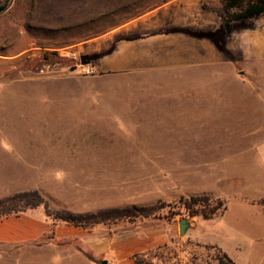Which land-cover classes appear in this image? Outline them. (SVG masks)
Segmentation results:
<instances>
[{"label":"rangeland","instance_id":"374dc122","mask_svg":"<svg viewBox=\"0 0 264 264\" xmlns=\"http://www.w3.org/2000/svg\"><path fill=\"white\" fill-rule=\"evenodd\" d=\"M168 1L128 0L120 9L108 0L62 4L65 12L73 4L84 31L97 35L118 17L129 20ZM207 3L212 13L225 15L222 0ZM34 10L35 3L31 12L30 4L19 0L0 14V91H8L0 94V139L17 148L27 138L46 140L57 144L52 147L61 144L62 150H48L45 160L40 156L29 169L14 173H32V186L44 190L41 194L53 211L156 208L149 218L90 228L113 233L133 225L164 223L173 242L148 258L140 257L144 264H221L217 257L222 253L198 239L219 246L238 264H264V242L240 240L231 232L235 225L245 231L243 221L254 213L233 201L246 188L247 174L263 173L257 147L264 142V66L236 65L237 76L225 74L221 82L205 87L184 83L181 75L104 73L97 63L112 53L115 43L92 53L90 59L78 47L45 51L31 46L28 24ZM238 25L257 31L264 27V15ZM77 30L83 29L74 26ZM227 38L222 41L225 49ZM7 54L12 57L6 59ZM219 88L231 97L215 104L213 97L206 98L204 110L214 108L222 118L209 120L202 128L182 129V116L158 123L127 120L126 111L136 108L159 111L160 118L161 112L203 110L197 102L189 104L198 99L184 98L183 89ZM11 162L25 163L15 158ZM183 183L190 192L178 196ZM205 188L212 193H195ZM205 194L225 201L227 211L223 217L200 221L195 230L198 239L189 230L181 236L180 221L192 218L180 208V198ZM35 210L45 214L44 207ZM72 251L74 241L0 249V264H55L60 253Z\"/></svg>","mask_w":264,"mask_h":264},{"label":"crops","instance_id":"0c3cea01","mask_svg":"<svg viewBox=\"0 0 264 264\" xmlns=\"http://www.w3.org/2000/svg\"><path fill=\"white\" fill-rule=\"evenodd\" d=\"M63 1L65 0H34L35 10L28 24L29 36L34 42H31V46L37 45V48L45 51H61L78 47V51L90 59L92 53L107 50L111 44L115 43L112 53L97 63L104 73L143 76L165 74L176 77L181 75L184 83H194L199 87H205L207 83L221 82L225 74L237 76L236 65L253 68L264 66V27L257 31L253 28L239 30L236 29L239 23H235L232 32L228 34L227 41L230 43L226 46L228 53H225L223 48L216 46L210 36H206L207 33L212 35L221 32L225 17L222 12L216 15L212 13V9L207 7L209 5L207 0H171L129 20L118 17L111 28L97 35L93 32L86 33L88 30L84 31L85 29L82 28L84 22H81L78 15H74L73 4L70 5L71 10L63 11ZM108 1L119 9L120 5L128 2V0ZM220 6L224 9L222 3ZM74 26H81L83 30L75 32ZM177 28L192 29L202 32L205 36L195 37L183 32H168ZM128 35H133V39L119 40L121 36ZM10 57L12 55H5L6 59ZM183 90L184 98L198 99L190 101L189 104L197 102L203 110H184L182 113L161 112L163 118H160L159 111L136 108L126 111L127 120L132 119L138 124L158 123L160 120L175 121L182 116L181 123L184 124L182 129L202 128L209 120L222 118V115L216 114L214 108H209V111L204 110L207 104L206 98L213 97L215 104L217 101L221 102L224 97H231L220 88ZM0 94L8 95V91H0ZM192 123L194 124L190 125ZM21 142L17 148L12 141L0 139V199L28 191L44 192L40 186H32V173H14V170L29 169L30 162L41 160L40 156H44L45 160L48 150L58 151V153L62 150L61 144L59 148L52 147L57 144L48 143L46 140L32 141L27 138ZM47 146L50 148L47 149ZM257 157L263 173H248L246 188L242 190L238 200H233L239 202L247 211L253 209V215H247L244 219L246 221H243L247 224L246 230L240 231L235 225L233 228H236L231 231L232 235L238 239H247L249 242H264V204L259 203L264 200V142L257 147ZM14 158L25 163L21 162L17 165L11 162ZM182 186L184 189L178 196L190 192L185 188V183ZM197 192L212 193L208 188L195 191ZM37 212L28 210L19 215L1 218L0 249L9 250L37 244L46 247L47 243L51 245L74 241V251L60 253L55 264H103L104 262L136 264V256L148 258L153 252L173 242L168 227L164 223H155L151 226L133 225L111 233L69 225H56L45 214ZM224 213L218 216L223 217ZM189 221V232L198 239L195 233L198 223L210 220L197 217ZM198 241L203 245L218 247L235 264H238L219 246L206 244L199 239Z\"/></svg>","mask_w":264,"mask_h":264},{"label":"trees","instance_id":"16d2710c","mask_svg":"<svg viewBox=\"0 0 264 264\" xmlns=\"http://www.w3.org/2000/svg\"><path fill=\"white\" fill-rule=\"evenodd\" d=\"M19 0H15V4ZM30 4V11L33 12L34 0H22ZM224 6V24L223 29L219 33L209 34L218 48H224L222 41L228 37L234 28L235 23H242L253 19H258L264 15V0H222ZM243 26H237L236 29H241ZM168 32H183L195 37L205 36L202 32L192 29H173ZM209 34V35H208ZM100 58V56L96 57ZM180 208L186 212L190 218H202L204 220L214 219L219 214H223L227 210V203L212 195H195L190 197H182L178 202ZM264 204V200L259 201ZM164 204V203H160ZM166 206V205H165ZM39 207H44L46 217L53 221L56 225L65 224L82 229H90L99 224H108L118 221H136L138 218H149L155 212L156 208H147L142 206H132L125 208H112L100 210L98 212L72 213L67 211H53L47 200L42 194L35 191L16 193L8 197L0 199V219L12 215H19L28 210H35ZM220 254L217 259L221 264H235L221 249L216 246ZM136 264H144V260L140 256H136Z\"/></svg>","mask_w":264,"mask_h":264},{"label":"water","instance_id":"95a60500","mask_svg":"<svg viewBox=\"0 0 264 264\" xmlns=\"http://www.w3.org/2000/svg\"><path fill=\"white\" fill-rule=\"evenodd\" d=\"M5 11V7L0 8V14ZM190 228V221L188 219H182L180 221V235L184 236ZM103 264H107L104 262Z\"/></svg>","mask_w":264,"mask_h":264},{"label":"built area","instance_id":"2783aa9c","mask_svg":"<svg viewBox=\"0 0 264 264\" xmlns=\"http://www.w3.org/2000/svg\"><path fill=\"white\" fill-rule=\"evenodd\" d=\"M14 4L15 0H0V8L5 7V11L10 10L14 6Z\"/></svg>","mask_w":264,"mask_h":264}]
</instances>
